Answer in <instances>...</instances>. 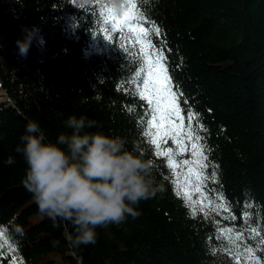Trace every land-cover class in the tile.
Listing matches in <instances>:
<instances>
[{"label":"trees","instance_id":"1","mask_svg":"<svg viewBox=\"0 0 264 264\" xmlns=\"http://www.w3.org/2000/svg\"><path fill=\"white\" fill-rule=\"evenodd\" d=\"M137 6L145 27L160 30L150 39L165 58L182 124L204 145L203 187L188 186L199 201L195 212L143 134L148 107L136 95L141 52L131 38H104L96 0H0V264H12L13 255L17 264H243L248 248L264 264V0ZM29 33L21 56L17 40ZM70 115L96 121L89 132L127 138L165 185L162 195L140 201L138 216L98 228L95 244L79 247L65 239L70 224L54 226L39 213L23 183L26 162L15 152L29 122L54 142ZM182 143L181 163L193 159V142ZM162 147L177 148L170 139ZM9 156L16 162L5 165Z\"/></svg>","mask_w":264,"mask_h":264},{"label":"clouds","instance_id":"2","mask_svg":"<svg viewBox=\"0 0 264 264\" xmlns=\"http://www.w3.org/2000/svg\"><path fill=\"white\" fill-rule=\"evenodd\" d=\"M117 6L121 0H113ZM31 35L17 40L26 56ZM96 121L70 115L63 121L68 131L50 141L37 122H29L15 152L26 162L23 183L41 215L71 225L65 239L75 246L95 244L97 229L135 218L141 200L163 194L165 185L144 153L129 150L125 137L89 132ZM9 156L5 165L14 164Z\"/></svg>","mask_w":264,"mask_h":264},{"label":"snow or ice","instance_id":"3","mask_svg":"<svg viewBox=\"0 0 264 264\" xmlns=\"http://www.w3.org/2000/svg\"><path fill=\"white\" fill-rule=\"evenodd\" d=\"M75 5V0H69ZM99 6L100 23L103 25L100 33L108 41H113V33H119L122 37L127 36L132 40V45L140 49L141 67L137 72L136 95L140 100L147 102L148 118L144 121L146 130L144 136L148 138V143L155 146L156 155L164 156L171 175L168 177L175 185L177 195L188 202L193 212L199 201H192V191L188 190L189 184L193 191L199 192L203 187L202 181L206 178L202 175L208 166L207 157L204 155V145L200 144L201 137L196 129L190 125L185 127L182 124L178 93L173 90L172 79L168 74L165 58L154 49L151 43L150 34L159 33V29L153 25L151 28L145 27V16L137 6V0H121L119 6L113 2L105 3L103 0H96ZM128 111H133L129 108ZM189 120L192 119L190 114ZM172 140L176 144V150L164 149L162 145L166 140ZM190 140L192 148V160H185L182 163L175 160L180 151L186 150L182 141ZM188 166V171H177L178 167L183 169ZM215 175V173H213ZM172 177H176L175 180ZM234 231V230H230ZM259 231V230H256ZM240 239V236H236ZM264 247V239L260 241ZM11 251V246H9ZM5 253L0 251V256ZM245 261L243 264H260L254 255V250L248 248L243 253ZM12 264H17L13 255Z\"/></svg>","mask_w":264,"mask_h":264},{"label":"rangeland","instance_id":"4","mask_svg":"<svg viewBox=\"0 0 264 264\" xmlns=\"http://www.w3.org/2000/svg\"><path fill=\"white\" fill-rule=\"evenodd\" d=\"M4 95H5V92L2 89H0V100L6 99V96Z\"/></svg>","mask_w":264,"mask_h":264},{"label":"water","instance_id":"5","mask_svg":"<svg viewBox=\"0 0 264 264\" xmlns=\"http://www.w3.org/2000/svg\"><path fill=\"white\" fill-rule=\"evenodd\" d=\"M5 94H6V92H5ZM255 256H256L257 259L260 261V264H263L261 257H260L259 255H255ZM79 263H80V260H79Z\"/></svg>","mask_w":264,"mask_h":264}]
</instances>
